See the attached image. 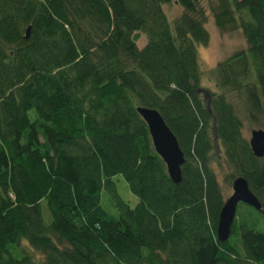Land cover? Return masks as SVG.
Listing matches in <instances>:
<instances>
[{"label":"trees","instance_id":"1","mask_svg":"<svg viewBox=\"0 0 264 264\" xmlns=\"http://www.w3.org/2000/svg\"><path fill=\"white\" fill-rule=\"evenodd\" d=\"M210 11L245 42L214 66L213 92L199 83L196 46L209 38L199 0H0V264H264V231L236 210L216 238L223 193L211 164L222 155L227 179L244 176L264 216V153L241 132L244 120L264 128V0ZM136 106L175 135L178 182Z\"/></svg>","mask_w":264,"mask_h":264},{"label":"rangeland","instance_id":"2","mask_svg":"<svg viewBox=\"0 0 264 264\" xmlns=\"http://www.w3.org/2000/svg\"><path fill=\"white\" fill-rule=\"evenodd\" d=\"M199 2L205 11L206 19L204 26L209 36L206 44L196 46L199 67L201 69L199 83L201 87L213 92L217 91L213 72L214 66L217 62L227 58L232 53L244 49L245 42L239 28L221 31L214 25L210 7L214 5L215 0H199ZM165 10L169 16H173L178 11V8L176 5L169 4L166 5ZM144 42V35L139 33V37L135 41L136 46L141 47ZM29 115L31 118L34 116L33 110L29 111ZM255 126V124L251 125L249 122L244 120L241 130L242 135L247 138L249 129ZM211 164L216 171V176L224 198L231 191L230 181L232 177L229 179L226 178V175H228L230 170L223 160L222 155H215V157L211 161ZM112 179L115 183L116 191L120 195V197L129 205H134L137 201V197L128 188L127 183L121 176V174L115 173L114 175H112ZM100 203L108 213H116V209L112 203V199L107 191L104 190V188L100 190ZM43 209H45V206H43ZM235 210L237 215H242L247 219L250 218L255 229L264 231V216L257 209L252 208L242 203L241 201H238ZM44 218L46 219V213H44ZM21 244L27 245L24 240L21 241ZM25 247L28 250H31L36 256H41L40 252L29 249L27 246Z\"/></svg>","mask_w":264,"mask_h":264},{"label":"water","instance_id":"3","mask_svg":"<svg viewBox=\"0 0 264 264\" xmlns=\"http://www.w3.org/2000/svg\"><path fill=\"white\" fill-rule=\"evenodd\" d=\"M28 32L29 26L24 31L25 38ZM135 110L146 124L153 149L162 159L167 175L172 182H178L180 180V165L183 162V153L178 146L175 135L156 109L136 106ZM247 142L251 152L255 156H261L264 153V128H250ZM230 188L231 191L223 198L217 213L215 236L219 241H224L229 235L230 224L238 201L251 205L256 209L260 207L244 176L234 175L230 181Z\"/></svg>","mask_w":264,"mask_h":264},{"label":"bare ground","instance_id":"4","mask_svg":"<svg viewBox=\"0 0 264 264\" xmlns=\"http://www.w3.org/2000/svg\"><path fill=\"white\" fill-rule=\"evenodd\" d=\"M259 202V201H258ZM231 233V232H230Z\"/></svg>","mask_w":264,"mask_h":264}]
</instances>
